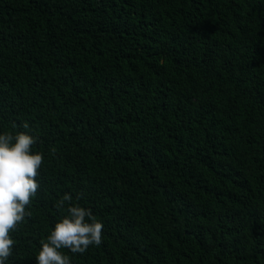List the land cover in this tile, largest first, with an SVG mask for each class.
Returning <instances> with one entry per match:
<instances>
[{"label":"trees","instance_id":"16d2710c","mask_svg":"<svg viewBox=\"0 0 264 264\" xmlns=\"http://www.w3.org/2000/svg\"><path fill=\"white\" fill-rule=\"evenodd\" d=\"M20 132L44 161L6 264H37L66 193L104 226L71 264H264V0H0Z\"/></svg>","mask_w":264,"mask_h":264},{"label":"clouds","instance_id":"9594fccd","mask_svg":"<svg viewBox=\"0 0 264 264\" xmlns=\"http://www.w3.org/2000/svg\"><path fill=\"white\" fill-rule=\"evenodd\" d=\"M23 127L28 128V123ZM37 139L25 132L15 136L0 134V264H6L12 255L15 241L11 233L32 215L28 209L40 188L37 177L44 156L32 152ZM71 201V194L66 193L57 203L58 209H63L66 202L70 206L47 241L41 240L37 264H71L70 257L61 249L84 254L90 246L102 243L103 224L93 216L91 209L71 205Z\"/></svg>","mask_w":264,"mask_h":264}]
</instances>
